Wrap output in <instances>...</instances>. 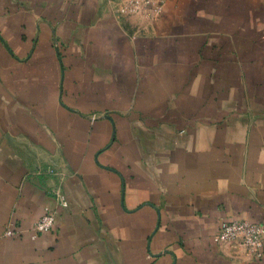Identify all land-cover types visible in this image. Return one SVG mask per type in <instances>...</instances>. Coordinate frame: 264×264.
Segmentation results:
<instances>
[{
  "label": "crops",
  "instance_id": "crops-1",
  "mask_svg": "<svg viewBox=\"0 0 264 264\" xmlns=\"http://www.w3.org/2000/svg\"><path fill=\"white\" fill-rule=\"evenodd\" d=\"M121 1L0 0V264H264L262 0Z\"/></svg>",
  "mask_w": 264,
  "mask_h": 264
},
{
  "label": "built area",
  "instance_id": "built-area-1",
  "mask_svg": "<svg viewBox=\"0 0 264 264\" xmlns=\"http://www.w3.org/2000/svg\"><path fill=\"white\" fill-rule=\"evenodd\" d=\"M164 6L163 0H122L118 8L119 13L149 12L158 15ZM45 172L47 175L61 180L64 177L62 171L55 166H48ZM52 193L57 199L60 207L67 206V202L62 196L60 186L52 187ZM56 210L46 207L42 216L27 230L16 226L13 221L7 223L1 236H21L25 232L31 239H35L39 234L50 232L55 224ZM215 243L242 245L246 251L256 258L262 256V246L264 242V223L252 222L248 219H234L222 221L218 230L213 235Z\"/></svg>",
  "mask_w": 264,
  "mask_h": 264
},
{
  "label": "rangeland",
  "instance_id": "rangeland-1",
  "mask_svg": "<svg viewBox=\"0 0 264 264\" xmlns=\"http://www.w3.org/2000/svg\"><path fill=\"white\" fill-rule=\"evenodd\" d=\"M263 3V20H264V0H262Z\"/></svg>",
  "mask_w": 264,
  "mask_h": 264
}]
</instances>
